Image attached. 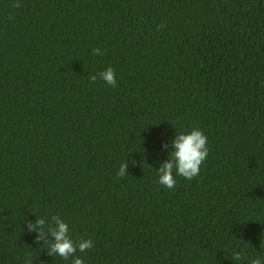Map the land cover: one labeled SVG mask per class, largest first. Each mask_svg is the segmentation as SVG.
Segmentation results:
<instances>
[{
	"label": "trees",
	"instance_id": "trees-1",
	"mask_svg": "<svg viewBox=\"0 0 264 264\" xmlns=\"http://www.w3.org/2000/svg\"><path fill=\"white\" fill-rule=\"evenodd\" d=\"M18 2L0 0V264H71L27 231L52 215L93 241L84 264L264 259V0ZM108 67L115 87L92 81ZM193 128L208 156L167 189Z\"/></svg>",
	"mask_w": 264,
	"mask_h": 264
},
{
	"label": "clouds",
	"instance_id": "clouds-1",
	"mask_svg": "<svg viewBox=\"0 0 264 264\" xmlns=\"http://www.w3.org/2000/svg\"><path fill=\"white\" fill-rule=\"evenodd\" d=\"M13 7H20L18 0ZM92 54L102 55L103 53L101 49L94 48L92 49ZM97 77L112 87L116 86V74L112 67H108L106 70L92 76V81L94 82ZM207 140V136L199 128H193L187 133H176L171 141L172 147L168 158L157 170V182L167 189H173L176 184L175 176L183 177L189 181L199 176L200 167L209 153ZM162 148L167 149L168 144H163ZM127 167V163L121 164L116 173L117 178H123L128 174L126 171ZM27 224L28 232L38 233L37 242L43 241V244H48V255L59 256L64 260L71 258V264H84L83 259L76 255L77 252L84 253L94 246L91 239L82 238L74 242L69 236V225L59 215H52L48 219L37 218L35 223L27 222ZM48 236L53 239L49 240ZM260 248L264 249V235L261 236ZM231 259L236 262L241 261L243 259V250L233 251ZM28 264H30V261ZM249 264H264V259L260 257L253 258L250 259Z\"/></svg>",
	"mask_w": 264,
	"mask_h": 264
}]
</instances>
